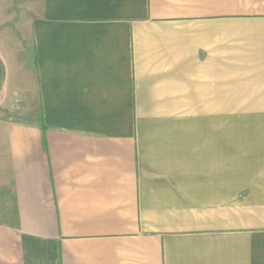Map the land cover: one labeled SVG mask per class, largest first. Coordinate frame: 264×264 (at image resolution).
Wrapping results in <instances>:
<instances>
[{"label":"crops","instance_id":"0c3cea01","mask_svg":"<svg viewBox=\"0 0 264 264\" xmlns=\"http://www.w3.org/2000/svg\"><path fill=\"white\" fill-rule=\"evenodd\" d=\"M0 60V264H264V0H0Z\"/></svg>","mask_w":264,"mask_h":264},{"label":"water","instance_id":"95a60500","mask_svg":"<svg viewBox=\"0 0 264 264\" xmlns=\"http://www.w3.org/2000/svg\"><path fill=\"white\" fill-rule=\"evenodd\" d=\"M4 80H5V69L2 61L0 60V92L4 85Z\"/></svg>","mask_w":264,"mask_h":264},{"label":"rangeland","instance_id":"374dc122","mask_svg":"<svg viewBox=\"0 0 264 264\" xmlns=\"http://www.w3.org/2000/svg\"><path fill=\"white\" fill-rule=\"evenodd\" d=\"M15 116H16L15 121H23V122L26 121L25 119L18 118V114L17 113L15 114Z\"/></svg>","mask_w":264,"mask_h":264}]
</instances>
